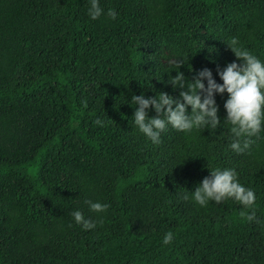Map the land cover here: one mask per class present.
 <instances>
[{
    "label": "trees",
    "instance_id": "obj_1",
    "mask_svg": "<svg viewBox=\"0 0 264 264\" xmlns=\"http://www.w3.org/2000/svg\"><path fill=\"white\" fill-rule=\"evenodd\" d=\"M98 2L116 17L90 19V0H0V264H264V127L233 152L227 93L215 94L216 129L169 126L153 144L127 103L178 96L165 83L177 55L186 78L208 67L221 82L232 36L264 60V0ZM214 167L254 190L258 222L231 198L191 199Z\"/></svg>",
    "mask_w": 264,
    "mask_h": 264
},
{
    "label": "clouds",
    "instance_id": "obj_2",
    "mask_svg": "<svg viewBox=\"0 0 264 264\" xmlns=\"http://www.w3.org/2000/svg\"><path fill=\"white\" fill-rule=\"evenodd\" d=\"M102 14L113 19L116 17L115 10L107 9L105 13L98 0H90L87 9L90 19L95 20ZM224 42L237 59L227 62L222 68L217 65L216 74L221 82H217L208 67L197 70L191 79L186 78L180 71L183 57L177 55L169 60L176 74L169 75L165 83H170L173 89L179 88L178 96L158 91L149 96L133 94L127 101L130 106L134 105L131 115L133 125L151 143L159 144L161 133L169 126L186 134L205 128L209 131L216 129L221 119L217 114L215 94L223 96L227 93L223 101V122L231 133L228 147L235 153H242L253 144V137L258 136L264 127V60L253 54L236 36ZM149 106L155 115L148 114ZM95 122L101 126L104 124L99 117ZM184 198L188 199L189 194L184 193ZM229 198L250 209L247 213L241 212L247 221L258 222L256 194L252 188L237 180V172L231 167L209 169V174L191 191V199L201 207L209 201L218 203ZM86 203L90 210L98 213L109 207L99 200ZM71 215L83 229L95 227V222L86 218L79 209L73 210ZM172 240L173 233L167 231L161 242L166 245Z\"/></svg>",
    "mask_w": 264,
    "mask_h": 264
}]
</instances>
